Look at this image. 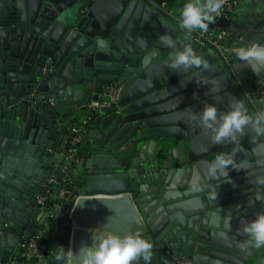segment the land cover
Here are the masks:
<instances>
[{
  "label": "water",
  "instance_id": "obj_1",
  "mask_svg": "<svg viewBox=\"0 0 264 264\" xmlns=\"http://www.w3.org/2000/svg\"><path fill=\"white\" fill-rule=\"evenodd\" d=\"M186 45L207 68L170 67ZM108 84L120 86L119 103L92 109ZM263 85L264 68L254 60H227L207 36L150 0H0V104L25 114L12 138L2 136L7 120L0 122V158L42 142V125L56 117L72 115L70 128L91 120L88 159L77 180L70 177L79 197L72 205L56 199L60 209L48 227L51 264H61L58 248L77 252L94 234L129 232L153 244L150 264H264V247L243 231L244 217L264 212V201L247 210L239 201L264 192V133L249 125L237 142L217 144L198 118L208 104L220 115L236 102L255 117L264 94L251 91ZM219 156L235 162L228 176L210 172ZM183 172L179 186L169 182ZM18 175L2 168L0 183ZM0 257V264L11 261Z\"/></svg>",
  "mask_w": 264,
  "mask_h": 264
},
{
  "label": "crops",
  "instance_id": "obj_2",
  "mask_svg": "<svg viewBox=\"0 0 264 264\" xmlns=\"http://www.w3.org/2000/svg\"><path fill=\"white\" fill-rule=\"evenodd\" d=\"M161 1L167 2V8H163L164 10L181 20L180 10L187 0H150V3L154 6L161 7ZM222 28L227 29L230 35V42H237L238 47L251 46L253 44L264 45V0H238V7L232 18L226 23H220L215 20L213 23L209 24L208 30L213 31ZM196 30L199 31V33L201 31L199 29ZM239 38L240 40H238ZM254 61L260 68H264V63L256 60ZM19 108L16 109L11 106L6 108L5 112V106L2 108V104H0V112L5 114L4 118L7 120L3 128L4 134L2 136L12 138L14 128L20 127L24 123L25 114L23 110ZM72 119V115H69V117H56L53 126L49 127L48 124L42 125V132L40 133V136L43 138L42 142L36 143L35 141H31V146L29 145L27 148L24 147L10 151L3 158H0V170L4 168L7 169V171L10 170L13 171V173H19L18 176L7 179L6 184L4 181L0 183V254L5 257L8 256V258L11 259L12 255L17 253L19 241L22 236L35 226L30 224L33 218H35L36 224L40 223L44 217L47 210L38 203V196L44 191L43 187L47 183L49 175L53 172L52 169L54 170L58 157H60L61 153L65 150V145L68 143L69 139V137L66 138V135L70 136L72 134V128L76 125L83 124V126H87L88 129L91 130V120L89 117L86 116L82 122H76L75 125L70 128ZM85 120L87 121L86 123H84ZM50 130H54L55 134L50 135ZM87 134H89V132L85 131L84 135ZM51 139L54 140V146L49 147L48 144ZM90 141L91 139L87 137L85 139V144ZM93 148L97 147L91 145L90 151ZM44 151H46L47 154L44 153ZM51 153L54 154V161H50L48 158ZM87 159L88 158H85L84 163H86ZM95 167L98 166L96 165ZM77 168L78 167L75 166L71 172V175H74L75 181L78 178V174H76ZM184 179L185 173L183 172L177 176L176 174L173 175L169 182L172 183L175 180L178 184L177 186H179ZM8 189L14 191V195L6 194ZM241 191L242 190H235L236 193ZM28 195L35 199V206L32 207L30 204L31 202L29 201L31 199ZM248 197L253 198L254 196L252 197L251 194H248L245 195V198L239 200H243L240 205L242 210L246 208H256L261 204V201L249 203L250 199L246 201ZM12 199L15 200L14 203L11 202ZM36 208L39 209L37 214H35ZM225 218L226 215L224 214L223 223L225 222ZM254 218L255 215L244 217L246 220L245 224L249 223ZM174 227L175 226H173V228ZM16 233L21 234V238L18 240ZM10 246L13 247V251H11ZM1 259L0 257V260Z\"/></svg>",
  "mask_w": 264,
  "mask_h": 264
},
{
  "label": "clouds",
  "instance_id": "obj_3",
  "mask_svg": "<svg viewBox=\"0 0 264 264\" xmlns=\"http://www.w3.org/2000/svg\"><path fill=\"white\" fill-rule=\"evenodd\" d=\"M223 4L224 0H187L180 10L182 26L188 30L199 29L206 32L209 24L213 23L216 16L220 14ZM232 51L241 60H256L264 63V45L240 46ZM196 66L207 68L208 65L190 45L176 52L170 64V67L174 69L185 70ZM196 118L194 115L193 119ZM198 118L205 129L211 130L212 142L217 144L225 141L237 142L238 137L249 125H252L259 133H264V111L258 112L255 117L249 116L238 102L233 104L229 111L220 115L214 104H208ZM228 165L236 168L230 156H219L210 172L215 175L219 169L228 176ZM256 201H264V192H256L249 203ZM225 219L226 226L230 228L231 216L228 215ZM243 231L256 247H264V212H258L252 221L244 225ZM152 249L153 244L139 233L94 234L91 245L82 246L77 252L58 248L55 258L61 264H77L75 261L77 255L80 257L78 264H133V262H139L141 258L144 264H150Z\"/></svg>",
  "mask_w": 264,
  "mask_h": 264
},
{
  "label": "built area",
  "instance_id": "obj_4",
  "mask_svg": "<svg viewBox=\"0 0 264 264\" xmlns=\"http://www.w3.org/2000/svg\"><path fill=\"white\" fill-rule=\"evenodd\" d=\"M162 8H167V2L161 1ZM238 7V0H224L220 14L215 20L220 23L228 22ZM200 35L212 40L216 48L221 51L227 60L235 59L237 56L232 51L238 47L237 42L228 44L230 35L227 29L200 31ZM240 40V38L238 39ZM44 71H53L48 64L44 66ZM263 95L264 85L251 91V95ZM121 98V88L116 84H108L104 91L99 95L98 100L93 101L90 107L98 110L101 107L116 106ZM53 101V100H52ZM4 119L3 113L0 112V122ZM87 121L85 120L84 123ZM84 126L76 125L72 128V138L68 141V146L58 157L53 172L49 175L47 188L39 194L38 203L48 211V216L43 223H36L33 229L28 231L19 241L18 251L7 264H51L50 259L53 254L51 240L49 238L48 227L57 217L60 205L56 202L49 204L54 199H64V204L72 205L79 197V194L72 191L66 183H71V172L75 166L83 165L85 157L80 154L75 145L84 141Z\"/></svg>",
  "mask_w": 264,
  "mask_h": 264
},
{
  "label": "trees",
  "instance_id": "obj_5",
  "mask_svg": "<svg viewBox=\"0 0 264 264\" xmlns=\"http://www.w3.org/2000/svg\"><path fill=\"white\" fill-rule=\"evenodd\" d=\"M227 43L230 44V43H231L230 40H229ZM83 134H85V131H83ZM72 136H73V134H71V135L69 136L68 141L72 138ZM84 138H85V135H84ZM67 146H68V143L65 145V148H66ZM75 147H76L77 150L80 152V154H82V156H85V154H86V152H87V150H86V148H85V140L82 141V142H80L79 144L75 145ZM65 148H64V149H65ZM52 171H53V169H52ZM47 186H48V183L45 184V186L43 187V189L45 190V189L47 188ZM66 186H68L72 191H74V187H73V183H72V182H71V183H66ZM55 202H56V200L54 199L53 201L49 202V204H53V203H55ZM51 248H52V246H51Z\"/></svg>",
  "mask_w": 264,
  "mask_h": 264
},
{
  "label": "flooded vegetation",
  "instance_id": "obj_6",
  "mask_svg": "<svg viewBox=\"0 0 264 264\" xmlns=\"http://www.w3.org/2000/svg\"><path fill=\"white\" fill-rule=\"evenodd\" d=\"M184 167H187V166H184Z\"/></svg>",
  "mask_w": 264,
  "mask_h": 264
}]
</instances>
